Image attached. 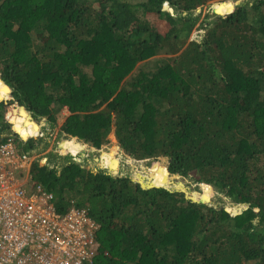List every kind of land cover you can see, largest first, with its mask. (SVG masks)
I'll use <instances>...</instances> for the list:
<instances>
[{"label": "trees", "instance_id": "1", "mask_svg": "<svg viewBox=\"0 0 264 264\" xmlns=\"http://www.w3.org/2000/svg\"><path fill=\"white\" fill-rule=\"evenodd\" d=\"M212 1L0 0V142L10 132L36 155L66 108L64 136L100 148L113 131L135 159L165 157L167 169L151 166L247 204L231 214L165 187L168 172L142 185L35 156L31 180L57 211L84 208L98 224L93 264H264V0L216 3L190 40ZM25 109L42 136L29 137L39 125Z\"/></svg>", "mask_w": 264, "mask_h": 264}, {"label": "built area", "instance_id": "2", "mask_svg": "<svg viewBox=\"0 0 264 264\" xmlns=\"http://www.w3.org/2000/svg\"><path fill=\"white\" fill-rule=\"evenodd\" d=\"M35 156L17 151L13 136L0 142V264H93L98 224L84 208L57 211L52 193L31 180Z\"/></svg>", "mask_w": 264, "mask_h": 264}, {"label": "rangeland", "instance_id": "3", "mask_svg": "<svg viewBox=\"0 0 264 264\" xmlns=\"http://www.w3.org/2000/svg\"><path fill=\"white\" fill-rule=\"evenodd\" d=\"M131 1H139V0H131ZM225 1L227 0H222V1L214 0L209 5H204L201 8L199 7L195 10L196 14H198L199 16V20L195 29L190 34V40L191 39L200 40L202 38L201 33L204 32L205 24L202 22L199 23V21L205 18H206L205 22L211 21L214 17L211 16V12L213 11V8L217 6L215 4L222 3ZM232 1L236 2L232 8L234 9L239 4H244L245 2H251L253 0H232ZM10 97H11L10 93L8 92V94L4 97V99L8 100ZM14 105H16V103L11 104L10 106L12 111L16 108ZM27 112L29 114V117H31L30 119L32 121H35L39 125V129L36 132L35 136H40L39 135L40 126H43L44 128L46 124H43L44 123L43 119L39 120L37 118H34L31 116L29 111ZM18 113L15 112L14 114L17 115ZM68 113L69 112L67 111L66 108H63L59 112L58 114L59 119L57 122L58 125L53 129L51 136L48 139V142L46 144L44 142L43 143L41 142V144H39L38 147L39 152L36 154V157L40 158L39 159L40 164H44L45 162L48 161L47 159L49 158V154L55 153L57 155H61V157L56 156L55 164L61 165L65 160L63 156L69 154L73 157L74 160L79 161L85 168H90L93 170H96L97 168L112 169L114 174L117 173L119 175H125L126 173H128L129 176H131L134 180L141 182L142 185H151V186L152 185L158 186L154 182V179L165 180L169 174L170 175L169 177L171 178V183L169 182L170 184L165 187H172L176 189L180 188L183 191H185L186 194L191 196L192 195L196 196L197 199L200 198V200H204L205 202L215 206L218 205L219 203H222L224 204L227 210L231 211V214H237L245 208L243 204H235L234 202H231V200L228 197L223 196L221 198L219 196L220 194L217 193L212 186L199 184L198 187H195V184L189 178L182 177L178 174H171L169 173L168 170H167L168 172L167 174L166 170L155 169L151 166L153 163L158 162L160 165L164 166L167 169V158L165 157H159L152 161L147 159H143L140 161H133L130 159H126V157H124V155L122 154V153L125 154V152L123 151L121 146L117 143L113 131L108 135V142L104 143L100 148H95L88 143H84L82 140H80L77 137L64 136L63 134L59 133L58 129L60 124L63 122L64 118L68 115ZM12 131L17 132L13 128V123L11 122V132ZM5 136L8 137L13 135L10 134V132H6ZM65 140L75 141V145L70 144V146H67L69 150L73 149L72 152L70 151H66L65 153L62 152L60 143ZM78 143H80V145H78ZM83 145L85 147H83ZM77 150H82L84 155H82L81 153H77L74 156L73 154L76 153ZM108 163L110 164V166ZM15 173L21 178L24 176V171L16 170ZM204 192H209L213 197L207 195L208 193L206 194L208 197H205Z\"/></svg>", "mask_w": 264, "mask_h": 264}, {"label": "clouds", "instance_id": "4", "mask_svg": "<svg viewBox=\"0 0 264 264\" xmlns=\"http://www.w3.org/2000/svg\"><path fill=\"white\" fill-rule=\"evenodd\" d=\"M232 10H233V9H232ZM232 10H231V11H232ZM231 11H230V12H231ZM228 13H229V12H228ZM10 96H11V94H10ZM10 98H11V97H10ZM10 98H9V99H10ZM14 103H16V102H14ZM14 103H13V104H14ZM14 106H15V105H14ZM30 118H31V117H30ZM37 131H38V130H37ZM29 137H38V136H35V134H34V135H30ZM78 153H79V152H78ZM76 154H77V153H76ZM125 154H126V153H125ZM127 155H128V154H127ZM74 156H75V155H74ZM131 157H132V156H131ZM132 158H134V157H132ZM134 159H135V158H134ZM135 160L140 161V160H138V159H135ZM127 175H129V174L127 173ZM158 186H160V185H158ZM206 186H207V185H206ZM243 205H244V207H246L247 204H243ZM244 209H245V208H244ZM226 210H227V209H226ZM228 211H229V210H228ZM230 212H231V211H230ZM239 213H241V212H239Z\"/></svg>", "mask_w": 264, "mask_h": 264}, {"label": "crops", "instance_id": "5", "mask_svg": "<svg viewBox=\"0 0 264 264\" xmlns=\"http://www.w3.org/2000/svg\"><path fill=\"white\" fill-rule=\"evenodd\" d=\"M84 145H85V144H84ZM84 145H83V147H85Z\"/></svg>", "mask_w": 264, "mask_h": 264}]
</instances>
